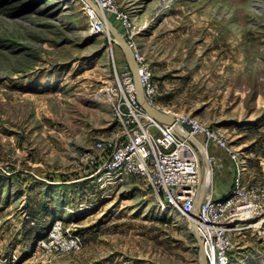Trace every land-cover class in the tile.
<instances>
[{"label":"rangeland","instance_id":"rangeland-1","mask_svg":"<svg viewBox=\"0 0 264 264\" xmlns=\"http://www.w3.org/2000/svg\"><path fill=\"white\" fill-rule=\"evenodd\" d=\"M100 1L0 0V264H200L193 215L163 206L142 175L96 172L129 99L107 32L118 9L140 31L155 104L225 129L246 180H264V0H113L106 18ZM97 16L104 32L91 29ZM229 160L213 162L224 194ZM230 238L228 264H264L262 219Z\"/></svg>","mask_w":264,"mask_h":264},{"label":"built area","instance_id":"built-area-1","mask_svg":"<svg viewBox=\"0 0 264 264\" xmlns=\"http://www.w3.org/2000/svg\"><path fill=\"white\" fill-rule=\"evenodd\" d=\"M100 3L110 11H114L117 6V2L113 3V0H101ZM113 14L127 27L130 26L128 15L123 10L118 9ZM91 28L97 33L104 32L106 22L101 16H97ZM127 31L128 41L139 63L146 96L156 105L158 84L154 73L141 55L134 34L130 33V28H127ZM126 66V70L119 71L121 74L117 73L118 77L121 76L124 80L129 94L125 106L124 104L116 106L117 121L124 127V132L117 138L108 139V142H98V148L110 151L111 158L107 160L104 153L98 154L102 164L98 166L96 172L102 171L110 178H122L126 174L142 175L151 182L160 201L165 199L171 209L189 215L194 209L202 186L201 171L204 167L202 150L205 148L212 165L210 192L216 194L210 196L211 199L209 197L204 199L201 217H205L207 221L205 224L209 230L212 224L214 226L212 229L218 233L212 240L203 236L206 241H210L209 248L214 250L207 252V258L209 264H228L233 249L230 235L235 230L231 224L243 215L249 216L251 220L260 218L264 221V180H246L244 173L247 169V161L242 158L238 149L232 147L225 129L212 127L196 117L182 119L175 115L178 121L179 119L182 121L181 128L167 125L151 117L137 96L134 75L128 62ZM127 107L129 112L126 111ZM156 128L160 130L158 135L155 134ZM184 131L192 134L191 137ZM200 135H203L204 139L200 138ZM192 137L198 138L203 145L200 146ZM224 155L229 157V161H232L236 168L231 172L232 185L229 195L224 194L226 188L218 191L214 186L213 162L223 163Z\"/></svg>","mask_w":264,"mask_h":264},{"label":"water","instance_id":"water-1","mask_svg":"<svg viewBox=\"0 0 264 264\" xmlns=\"http://www.w3.org/2000/svg\"><path fill=\"white\" fill-rule=\"evenodd\" d=\"M101 14L102 17L104 16V12H99ZM107 32L110 34L111 40L114 41L118 46L121 47L126 60L128 62V64L130 65L133 75H134V79L136 82V87H137V94L139 96V100L142 104V106L144 107V109L146 110V112L149 113V115L151 117H153L154 119L163 122L167 125H175L176 127H178V119L176 116L166 112L163 109H160L158 107H154L152 106L146 99V94H145V90L140 78V72H139V63L137 61V58L135 56L134 51L132 50L130 43L128 41V39L113 25V23L109 20L107 22ZM112 34V35H111ZM194 141H196L200 146H202L203 144L199 141L198 138L196 137H192ZM205 150V148H204ZM204 160V164H206L207 167L211 166V162L208 158V154H206L203 157ZM206 196V189L204 188L200 194V197L197 201V205L199 207H201L204 198ZM191 213L193 214V212L191 211L189 214L191 215ZM196 231H194L196 238L199 242L200 245V264H205L207 261V257H206V252H205V244H204V237L201 235V232L199 229H197V227L195 228Z\"/></svg>","mask_w":264,"mask_h":264},{"label":"bare ground","instance_id":"bare-ground-1","mask_svg":"<svg viewBox=\"0 0 264 264\" xmlns=\"http://www.w3.org/2000/svg\"><path fill=\"white\" fill-rule=\"evenodd\" d=\"M94 5H95V7L97 8V10L99 11V12H104V18H106L107 16H106V9L105 8H103V6H102V8L99 6V5H97L96 3H94ZM102 5V4H101ZM109 19L110 18H106V21L108 22L109 21ZM116 28H117V26L115 25V24H113ZM131 26H132V23L130 22V26L129 27H127V28H131ZM92 29V28H91ZM118 29V28H117ZM119 30V29H118ZM120 31V30H119ZM138 32H140L139 30L138 31H136V32H134V34L135 33H138ZM122 33V32H121ZM123 34V33H122ZM124 35V34H123ZM136 35V34H135ZM132 48V50L134 51V49H133V47H131ZM140 78H141V76H140ZM154 78H155V76H154ZM141 81H142V79H141ZM134 83H135V86H136V82L134 81ZM142 84H143V87H144V90H146V88H145V85H144V83H143V81H142ZM136 93H137V87H136ZM145 94H146V91H145ZM137 96H138V94H137ZM138 98H139V96H138ZM146 99H147V101L152 105V106H156V105H154V104H152L150 101L151 100H149V98H147V96H146ZM153 101H154V98H153ZM158 106V105H157ZM156 106V107H157ZM158 108H160L159 106H158ZM162 109V108H161ZM148 113V112H147ZM149 114V113H148ZM170 114H172V115H174L175 116V114L174 113H172V112H170ZM181 119H179V121H178V126H180V124H181ZM180 128H181V126H180ZM184 133L185 134H187L185 131H184ZM188 136H190L191 137V135L192 134H190V133H188L187 134ZM203 153H204V155H205V152H206V154H208L207 153V150H204V148H203ZM195 156L197 157V154H196V152H195ZM206 165V164H205ZM211 171H212V165L210 166V167H207V170L205 171L206 172V175L204 174V168L202 169V181H201V189L199 190V192H198V197H197V199H196V202H195V205H194V209L192 210V212H193V214L191 213V216L193 215V218L194 219H192V221L190 222V225H191V228L193 229V232L194 231H196L195 230V228L197 227V229H199L200 230V232H201V235L202 236H208V237H210V239L212 240L213 239V237L214 236H217L218 235V233L216 232V231H214L212 228L214 227L212 224H210L211 225V230H209V227L205 224V222H207L206 220H205V217L204 216H202L201 217V208H202V205H201V207H199L198 205H197V201H198V199H199V197H200V194H201V192H202V190L205 188L206 189V196H205V198H208L209 197V199H211L210 198V196H215V194H216V192H215V194L213 195V194H211V192H210V186H211V183H212V175H211ZM231 192H229L228 193V195L230 194ZM223 195V194H222ZM204 198V199H205ZM161 202V204L163 205V206H165V207H170V205H169V203L168 202H166V200L165 199H163V201H160ZM249 216H246V215H243L241 218H239V219H237L236 221H234L232 224H231V226H232V228H241L246 222H250L251 221V219H249L248 218ZM198 218V219H197ZM200 220V221H199ZM206 233V234H205ZM204 244H205V246H204V248H205V252H206V257H207V252H211L212 250H210V249H208V245H207V241L205 240V238H204ZM205 264H209V262H208V258H207V261H206V263Z\"/></svg>","mask_w":264,"mask_h":264},{"label":"crops","instance_id":"crops-1","mask_svg":"<svg viewBox=\"0 0 264 264\" xmlns=\"http://www.w3.org/2000/svg\"><path fill=\"white\" fill-rule=\"evenodd\" d=\"M110 18H111V17H110ZM112 18L115 19L114 17H112ZM112 18H111V19H112ZM120 23H121V22L116 23V26L118 27V26L120 25ZM118 29L120 30V28H118ZM122 33H123V32H122ZM228 164H231V165H232V161H229ZM229 166H230V165H229ZM229 169H230V171L232 172L231 167H230ZM231 174H232V173L229 174V175H230V179H231ZM228 180H229V179H228ZM229 181H230V180H229Z\"/></svg>","mask_w":264,"mask_h":264}]
</instances>
